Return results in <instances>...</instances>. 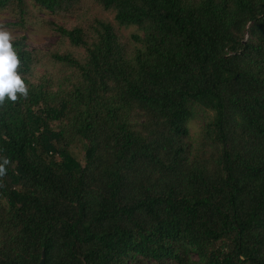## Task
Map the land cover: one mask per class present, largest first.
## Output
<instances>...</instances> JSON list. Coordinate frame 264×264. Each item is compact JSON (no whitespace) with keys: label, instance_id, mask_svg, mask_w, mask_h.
Here are the masks:
<instances>
[{"label":"trees","instance_id":"obj_1","mask_svg":"<svg viewBox=\"0 0 264 264\" xmlns=\"http://www.w3.org/2000/svg\"><path fill=\"white\" fill-rule=\"evenodd\" d=\"M31 4L86 19L55 26L75 52L51 72L13 42L29 95L0 106V264H264V0L0 11Z\"/></svg>","mask_w":264,"mask_h":264},{"label":"rangeland","instance_id":"obj_2","mask_svg":"<svg viewBox=\"0 0 264 264\" xmlns=\"http://www.w3.org/2000/svg\"><path fill=\"white\" fill-rule=\"evenodd\" d=\"M89 12L94 17L97 16L109 20L112 18L110 14L104 13L99 9H93ZM85 19L86 17H82L81 15L51 13L48 10L31 4L30 12L25 21L17 23V19L12 13L0 11V25L7 28L16 39L23 37L30 50H37L40 52L41 60L37 67L39 74L45 71L51 72L57 68L50 57H48L50 54L75 52L65 40L60 38L55 30V26L71 28L83 22ZM131 32L132 29L123 30L124 35H128ZM211 116L212 113L208 111L200 108L196 109L194 119L188 123L189 139L192 143H197L204 122L209 120ZM80 148L81 147H78L76 148L77 150H74V155L79 162L83 163L84 153L79 150Z\"/></svg>","mask_w":264,"mask_h":264},{"label":"clouds","instance_id":"obj_3","mask_svg":"<svg viewBox=\"0 0 264 264\" xmlns=\"http://www.w3.org/2000/svg\"><path fill=\"white\" fill-rule=\"evenodd\" d=\"M16 38L0 25V106L7 101L16 103L20 97L28 98L29 89L20 74L22 61L13 47ZM10 160L0 157V179L7 175Z\"/></svg>","mask_w":264,"mask_h":264},{"label":"water","instance_id":"obj_4","mask_svg":"<svg viewBox=\"0 0 264 264\" xmlns=\"http://www.w3.org/2000/svg\"><path fill=\"white\" fill-rule=\"evenodd\" d=\"M38 264H45L44 254L41 255V258Z\"/></svg>","mask_w":264,"mask_h":264}]
</instances>
